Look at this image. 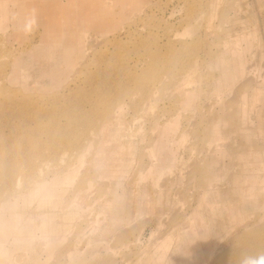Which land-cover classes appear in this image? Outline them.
Listing matches in <instances>:
<instances>
[{
    "label": "rangeland",
    "instance_id": "374dc122",
    "mask_svg": "<svg viewBox=\"0 0 264 264\" xmlns=\"http://www.w3.org/2000/svg\"><path fill=\"white\" fill-rule=\"evenodd\" d=\"M0 5V264L264 257V0Z\"/></svg>",
    "mask_w": 264,
    "mask_h": 264
},
{
    "label": "bare ground",
    "instance_id": "6f19581e",
    "mask_svg": "<svg viewBox=\"0 0 264 264\" xmlns=\"http://www.w3.org/2000/svg\"><path fill=\"white\" fill-rule=\"evenodd\" d=\"M1 7H2V6L0 5V9H1ZM6 13H7V12H6ZM6 13H5V14H6ZM6 15H7V14H6ZM6 15H5V16H6ZM120 106H121V105H119V107L116 109V111H115V110H112V111L108 110V111H106V114L104 115V116H105V119H106V120L104 119V121H105L104 123H105V124H102L103 126H101V128L99 127L100 129L97 128L98 126H96V128L99 129V132H100V130H103L104 127H106L107 124H110L112 121H114V120L116 119V118H115L116 116H119V115H117V112H119L118 110L121 109ZM102 128H103V129H102ZM165 130H166V128H165ZM167 130H168V129H167ZM169 131H170V129H169ZM104 132L106 133L105 130H104ZM101 133H103V131H102ZM166 133H167V132H166ZM168 133H169V132H168ZM103 137H106V136L104 135ZM158 141H159V140H158ZM158 141H156V142H158ZM160 141L162 142V140H160ZM133 142H134V141H133ZM159 143H160V142H159ZM86 144H87V143H86ZM162 144H163V143H162ZM162 144H161V145H162ZM87 145H88V146H85V145H84V147H80V146H79V147H80V148H79V149H80V152H82L83 150H85L84 148L88 149V147H90V146H89L90 143H88ZM155 145H157V144H155ZM158 145H159V144H158ZM158 145H157V146H158ZM82 146H83V145H82ZM81 148H82V149H81ZM159 148H160V147H159ZM160 149H161V148H160ZM85 151H86V150H85ZM149 151H150V150H149ZM83 152H84V151H83ZM104 152H105V151H104ZM99 153H101V151H99ZM145 153H146V152H145ZM147 153H148V151H147ZM149 153H150V152H149ZM165 154H166V153H165ZM161 155H163V154H161ZM167 156H168V155H167ZM156 158H158V157H156ZM166 158H167V157H165V160H166ZM83 159H84L83 156H80V157H79V162H81ZM94 159H95V158H94ZM148 159H149V158H148ZM158 159H159V158H158ZM168 159H170V157H169ZM159 160H160V162L162 161L161 159H159ZM159 160H158V161H159ZM174 160H175V159H174ZM154 161H156V159H155ZM158 161H157V162H158ZM83 162H84V160H83ZM167 162H168V161H167ZM169 162H170L171 164L174 162V161H173V156H172L171 161H169ZM94 163H96V162L94 161ZM97 163H100V162H97ZM106 163H107V162H106ZM153 163H155V162H153ZM162 163H163V161H162ZM170 163H169V164H170ZM150 164H152V163H150ZM155 164H156V163H155ZM155 164H154V165H155ZM160 164H161V163H160ZM165 164H166V163H164L163 165H165ZM169 164H166V165L170 166ZM97 165H98V164H97ZM99 165H100V164H99ZM101 165H103V164L101 163ZM101 165H100V167H101ZM103 166H104V165H103ZM107 166L110 167L109 165H107ZM151 166L154 168L153 165H151ZM168 166H167V167H168ZM155 167H156V166H155ZM167 167H166V168H167ZM103 168L105 169V167H103ZM106 168H107V167H106ZM163 168H164V167H163ZM76 169H77V168H76ZM76 169H74V168L72 169L73 177H74L75 174H76ZM104 169H103V170H104ZM111 169H112V167H111ZM106 170H107V169H106ZM140 170H142V169H140ZM154 170H155V169H153V171H154ZM104 171H105V170H104ZM104 171H103V173H104ZM105 172H106V171H105ZM111 172H112V171H111ZM172 173H173V172H172ZM100 174H101V173H100ZM173 174H174V173H173ZM68 175H69V174H68ZM166 175H167V174H166ZM170 175H171V174H170ZM170 175H169L168 177H170ZM152 176H153V173H152ZM171 176H172V175H171ZM170 178H171V177H170ZM150 179H151V178H150ZM89 184H90V183H89ZM187 218H188V217H187ZM189 219H190V218H188V220H189ZM232 235H233V234H232ZM240 235H241V234H240ZM233 236H234V235H233ZM233 238H234V237H233ZM136 239H137V238H136ZM136 241H137V240H136ZM136 241H135V242H136ZM214 242H215V241H214ZM215 244H216V243H215ZM163 245H164V244H163ZM208 245H209V247H210V244H208ZM213 245H214V244L212 243V244H211V247H212ZM218 246H219V245H218ZM221 246H222V245H221ZM223 246H224V245H223ZM223 246H222V247H223ZM214 247H216V246H214ZM211 249H212V253H214L215 251L213 252V247L210 248V250H211ZM217 249H218V248H217ZM219 249H220V248H219ZM221 249H222V248H221ZM207 250H208V249H207ZM203 251H204V250H203ZM178 252H180V251H178ZM178 252L176 251L175 253L178 254ZM185 252H186V251H185ZM187 252H188V251H187ZM210 252H211V251H208V253H210ZM212 253H210V254L212 255ZM215 253H217V252H215ZM210 254H209V255H210ZM211 255H210V257H211ZM213 255H214V254H213ZM213 257H214V256H213ZM208 258H209V257H208ZM161 260H162V258H161ZM175 261H176V260H175ZM192 264H193V263H192Z\"/></svg>",
    "mask_w": 264,
    "mask_h": 264
},
{
    "label": "clouds",
    "instance_id": "9594fccd",
    "mask_svg": "<svg viewBox=\"0 0 264 264\" xmlns=\"http://www.w3.org/2000/svg\"><path fill=\"white\" fill-rule=\"evenodd\" d=\"M251 264H264V257H260L255 261H252Z\"/></svg>",
    "mask_w": 264,
    "mask_h": 264
}]
</instances>
